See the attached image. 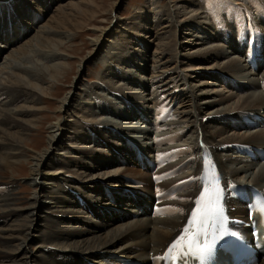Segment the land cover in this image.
Segmentation results:
<instances>
[{"label": "bare ground", "instance_id": "1", "mask_svg": "<svg viewBox=\"0 0 264 264\" xmlns=\"http://www.w3.org/2000/svg\"><path fill=\"white\" fill-rule=\"evenodd\" d=\"M32 2L40 15L47 12L45 6L41 7L39 0H33ZM88 3L76 1L66 6L58 5L46 23L41 26L43 30L40 36L24 42L22 46L8 53L4 60L2 59V65L0 63V89L4 91L8 100L0 105V172L11 171L13 174L16 168L15 165H19L25 169V165H21L23 164L21 160L25 158V160L31 159L34 163L32 165L27 162V165H31L26 170L29 175L33 176L31 184L36 183L40 186L39 189L36 188L32 193L33 200L26 207L30 208V210L22 211L23 208L14 204L16 199L12 193L13 185L0 184V264H160L161 259L158 260L157 257L163 256L167 245L181 228L196 197L201 192L200 180L204 165L199 152L208 149L214 154L222 184L228 188L236 181L224 176L219 166L217 153L211 149L210 144L232 143L237 144L238 147L242 145L264 146V134L260 130V135L257 132H249L251 134L237 135V137L236 134L231 136L227 135L226 131L221 130L217 126H211L213 130L210 134L207 132V128L210 127L208 124L212 121L211 119L220 114H232L227 115L226 119L218 121V125L222 123L225 128L243 126L245 117L256 122L252 118L254 113L248 112L250 110L253 111L254 108L262 107L263 109L258 111V117H264L261 116L264 114V95L260 93L259 89L260 83L264 82V52L261 56L262 61L258 62L257 60L256 69L250 68V65L242 60V57H239L238 60L231 59L225 62L224 58L226 56L221 50V47L213 44V40H215L214 36L216 35L212 33L214 32L212 25L216 27L215 30L217 29L222 33H220L221 36L223 35L222 38L219 37L222 43L232 48L230 45H235V41L233 39H226L227 42L223 40L229 31L225 21L218 17L219 12L211 9L215 4L217 7H220V2H214V0H188L187 3L184 2V5L180 4L181 1L174 2L170 10H168V16L172 22L168 31H164L162 36H157V32H155V39L152 42L155 43L156 40L154 48L157 50V53L158 50L168 54L174 53L173 57L171 55L170 57L175 64L177 63L178 55L180 59V61L178 60L179 65L182 66L186 60L189 62V60L193 59H195V64L204 65L206 63L208 65L201 68L211 70L214 76L222 71L233 77L241 78L244 82L246 79H252L255 83H252V86L254 85L256 88L255 92H251L250 90V93H248L245 89H250L251 85L249 86L241 80L239 81L233 78H230L232 82L227 81L225 77L230 76L218 74L223 83L228 82L240 94L238 97L235 96L237 97L236 101L231 103L233 107L230 105L229 107L227 106L230 100L233 101L234 96L231 98L228 96L221 100V104L224 102L223 105L226 106L219 104L222 107L220 109V106H215V102L213 101H204L203 107L200 108L195 103V98L194 100L190 99L192 98L190 96H193V94L188 92L191 94L189 96L190 100L188 99L190 102V110L187 112H179V115L184 117L183 122L187 126L181 127L180 131H185L186 134L182 136H187L191 140L194 137L190 144H188L190 151L191 146L193 147V152L191 151L192 155L189 157L190 162L193 163V169L187 166L188 160L171 162L174 153L179 148H160L157 154H153V148L144 146V144L142 146L138 145L142 147L140 160L134 161L129 159L131 153L129 147L124 142L126 139L120 138L117 140L113 138V136L116 138L122 137L123 134L120 133L121 136L119 132L109 129V127L113 126L109 121L101 118L103 121L96 122L95 115L88 111L87 113L84 112V108L77 113V115L80 114L81 119L73 121L70 124V129L73 130L72 134L63 131L62 124L56 121L53 126L50 125L53 131L49 134L48 141H45L42 151L27 157L22 151L24 147H27V142L30 141L28 133L36 123L34 120L35 115L42 110L40 107L42 96L48 95L46 91L49 89L51 81L59 74L58 70H63L64 68L62 67L70 66L69 64H62V61H58L59 63H51L50 66H46V69L43 70L38 67L37 63H40L39 61H34L32 58H29L31 56L30 54L32 53L33 57H35L38 54L52 53V50L55 49L51 48L54 46L53 43H57L58 47H60L63 42H66L69 39V33L60 34L58 30L67 26L77 14L85 12L87 9L86 4ZM152 5L154 4H149L148 7ZM200 11H205L204 15ZM207 12L210 14L213 24L205 18ZM244 12L246 11L244 10ZM158 14L157 11L153 12L155 16H158ZM149 15L151 14L149 13ZM238 16L241 18L242 12L238 13ZM183 18L186 19L183 27H192L190 22H194L196 26L200 27L203 34L202 38H198L202 42L200 44L202 46L201 48L206 45L214 46L208 49L206 47L203 49H195L198 46L197 39L190 42L184 39L179 40L177 38L179 32L178 27L182 21L178 23V20ZM255 23L260 26L256 28L252 26L255 38L253 43L251 42L249 45H246L244 35L239 36L238 42L244 44L245 49L251 48L254 52L261 54L264 49V20H256ZM2 24L0 23V26ZM4 25L6 26V23ZM239 27H243V24L239 23ZM134 28L136 31L143 32L144 26L139 27L136 25ZM6 29H9L8 33H11L6 35L8 36L6 39H9L5 41V37L3 36V40L0 36V40L5 41L6 44L21 39L22 35L24 39L27 32V29L20 23L19 28H17L19 34L12 39L10 38V35H14L12 34V28L6 26ZM52 33L62 35L60 36L62 39H59V42L55 41ZM184 47H190L187 50L189 56L181 55V53L179 54L180 51H177V49H183ZM4 48L8 47L0 45V51ZM234 49L236 50V47H233ZM182 51H185V49ZM134 56L137 57L138 53L134 54ZM16 59L19 62L22 60H25V62L31 61L34 67H36L34 69L35 71L27 66H17L14 63ZM52 59L57 58L54 56ZM210 59L216 67L208 62ZM181 61H183V64H181ZM242 61L247 65L245 63L243 65L241 63ZM187 62L184 65L185 68H189ZM219 62L223 66H220ZM14 66L18 69H15ZM39 71H42V73ZM43 71L48 73V79L43 78L45 77ZM183 73L181 69L178 72L175 71V74L179 75L177 78L180 77L183 79L186 91H188L192 83H186L187 78H190L183 75ZM158 76L154 78L158 79V82L162 81L163 76ZM135 81L134 79L130 84H133ZM177 81L179 80L177 79ZM119 85L121 86V84ZM120 86H117V88L120 94L123 95L124 93H121L123 89L119 88ZM110 89L116 90L115 87H111ZM153 89L154 87L151 86L149 94L151 96V93H153L154 102L157 103L158 101L156 100V96H154ZM203 93L205 94L206 92ZM69 95L63 99L59 109H63V104L67 103L69 98L71 99V94L69 93ZM126 96L130 97L129 94ZM176 101L177 99L173 101L174 109H176ZM137 105L136 108L140 109L143 116L145 115L144 112L151 114L150 109L153 107L151 104L147 111H143L139 106L140 104ZM209 106H215L207 110L211 111V115L200 118L198 116L199 111L205 110V107ZM114 108V106L111 107V109ZM240 109L245 110L236 113V110ZM121 112H119L121 116H129L127 113ZM104 125H107V127L104 128ZM175 128L177 129V127ZM114 129L119 130V127H115ZM90 132L96 134L97 137L91 136ZM134 133H137L139 137V134L143 133V131ZM210 135L217 139L219 138V140H213ZM62 136L73 139H68V143L71 141V146L69 144V146L62 145V142L56 143L57 138H62ZM90 139L95 142L94 146H104L103 143H105L108 152L114 154L113 158L110 153L106 154L103 151L105 149L103 146V152L95 148H91L90 150L83 148L86 144L91 146L92 143L89 144L86 142H90ZM96 140H100L101 142L96 143ZM184 141L185 139L183 143ZM59 151L63 152L61 156H59ZM121 152L128 155V158H125L131 168L137 169L138 166L142 165L148 171L146 173L143 171L144 174H141L142 177H140L139 181L128 180L121 176L123 171L130 170L126 167L121 169L120 166L125 163V159L120 157ZM219 153L224 155L225 151L221 150ZM236 156L241 158L243 162L240 163L245 165L237 167L234 164L235 162L228 160L234 164L232 168L231 165H227L228 161H226L224 168L231 172L232 178L238 180V184L243 183L255 187L261 186V181L264 179V166L260 167L255 174L253 173L254 177L251 179V176L247 174L254 167L251 165L248 167L246 164H255L258 162L247 163L248 161L243 157ZM49 159H52V164L58 167L57 169L54 168V171L47 166ZM237 161L236 163H238ZM153 164H155L157 171L148 170L149 165L152 166ZM41 167H44L46 170L48 168V170L41 171ZM58 170L59 172L66 170L63 172L66 176H57L55 181H53V177L59 173L57 172ZM149 174H152L154 181L148 176ZM241 175L243 176L240 177ZM144 176L145 178H143ZM50 182H52V186H50ZM262 183L264 184V181ZM85 190L87 191L85 192ZM105 192L111 197L108 198ZM236 197L234 194L233 196H229L227 200L228 211L234 217H244L245 211ZM143 201L146 207L141 208ZM149 206H154L155 209V214L152 218L147 211ZM82 208L87 212L84 213ZM99 209L102 211H99ZM171 209H182L183 212L170 214ZM89 215L96 218V221L92 220ZM119 218H122L124 222L119 223ZM32 242L36 246L38 245L36 251H32L30 248ZM259 264H264V259Z\"/></svg>", "mask_w": 264, "mask_h": 264}, {"label": "rangeland", "instance_id": "2", "mask_svg": "<svg viewBox=\"0 0 264 264\" xmlns=\"http://www.w3.org/2000/svg\"><path fill=\"white\" fill-rule=\"evenodd\" d=\"M25 1L0 0V23H3L0 26L1 38H3L4 36L5 41L9 39V38L6 39V37H8L6 35H9L11 33H8L9 29H6V26L12 28V34H14V35H10V38L12 39H14L15 36L19 34L17 28H19L20 23L22 24V26H24L27 29L24 39L22 35L20 40H17L16 38L17 41L14 40L13 42H10L8 44H6V42L3 41L4 38L3 40H0V45H4L8 47L0 51L1 65L3 64V60L5 59V56L8 53H11L15 49L22 46V44L27 40L35 39L36 36H40V33L43 30L41 26H43L46 23V21L52 15L54 10L58 7V5L66 6L67 4L76 1L89 2L88 4H86L87 6L86 11L81 13L82 15L77 14L76 17L73 18L74 20L72 19V21H70L69 24H67V26H64L62 27V29L58 30V33L60 34L69 33L70 36L69 39L66 40V42H63V44L60 45V47H58L57 43H53L54 46H52L51 48L52 49L55 48V49L52 50V53H46L42 55L38 54L35 57H33L32 53L30 54L32 57L29 55L30 59L32 58L34 61L40 62L37 63L38 67L43 70L46 69V66H50L51 63H56V62L59 63L58 61H62L63 62L62 64L64 65L69 64L70 66L62 67L64 68L63 70L61 69L58 70L59 74L57 75L56 78L53 79V81H51L49 89H47L46 91L48 95L42 96V101H40V107L42 110L36 113L35 115L34 120L36 123L28 133V138L30 141L27 140L28 141L27 147H24L22 151L25 155H27V157L42 151L45 145V141H48L49 134L53 131L50 128L51 127L50 125L53 126L56 121H59L60 124H62L63 131H67L69 132V134H72L73 130L70 129L71 128L70 124L73 121L81 119L80 114L77 115V113H79L82 108H84L83 109L84 112L87 113L88 111L91 114H94L96 118V122L103 120L109 121V123L111 122L113 125L111 127L113 128L119 127V130H121V131L117 130L119 134L121 133L125 136H128L132 140L133 138H136L135 135L137 133L134 132L143 131V133L139 134L140 136L138 137V140L137 139L135 140L136 142H134V144L136 145L144 144V146L153 148L154 144L151 135L152 129L149 126L152 122L150 118L151 114L149 112H144L145 114L144 117L147 119L148 126H146V128H143L145 126V122L143 121V118L139 119L138 116H136L137 114L135 113L137 109L136 108L137 104H140L139 106L143 111H147L149 109L150 104L152 106L156 104L152 96L153 93H151L152 97L149 94V90L151 86L154 87L153 89L155 93L154 96H156L157 101L161 97H165L169 99L170 103H172L174 100L177 99L176 107H175L176 109H174L177 117V121L174 123V126H176L177 129L169 125L168 128L170 130L168 129V131H172L174 129L181 130V127L187 126V124L183 122L184 117H181V115H179L180 114L179 112L182 111L187 112L188 110H190L189 109L190 99L194 100L195 98V103L198 104L200 108L203 107L204 101L205 102L213 101L215 102V106L218 107L220 106L219 107L220 109L222 108L221 105L224 104V102L223 104H221L222 103L220 102L221 100L225 99L228 96L229 98L234 96L233 101L230 100V102H228L227 107H229V105L232 106L231 103L235 102L236 98L240 96V94L237 93L236 90L230 88L228 84L223 83L218 76V74H223V75H228V74H225L221 71L214 76L211 70H207L206 68L205 69L201 68L207 66L208 64L206 63H204V65L195 64V59L189 60V62H187L186 60L189 68H185L184 65L186 64V62H184L183 66L179 65L178 60L180 61V59L178 58V55H177V63H176L178 65H176L172 61L173 59L170 57V55L173 57L174 53L168 54L164 52L165 53L164 54L160 50H158L157 53V50H155L154 44H156V40L155 43L152 42V40L155 39V32H157V36H162L164 31H168L172 24L171 19L168 16V10H170V7L173 5L174 2L177 3L178 1H181L180 4L184 5V2L187 3L188 0H159V3L158 0H89V1L39 0L41 7L45 6L47 8V12L43 15H40L37 9L34 7V5L32 4L33 0H25ZM245 1L247 4L252 6L255 15L264 14V0H251L252 2H249L247 0ZM149 4L150 5L154 4V5L148 7ZM253 4H256V6H258L259 9H256ZM211 9L215 12L223 11L220 9V7H217L216 4ZM155 11L159 13L158 16L153 15V12ZM149 13L151 15H149ZM238 18H239V23H242V19L239 16ZM214 19L217 20L216 18ZM256 20H264V16L261 15V17L257 18ZM255 21L252 23L253 28L260 26L257 25ZM185 22H186L185 18L178 20V23L181 24L178 27L179 32L177 31L178 32L177 38L179 40L184 39L185 41L190 42L197 39L198 42L197 41L196 42L198 46L195 49H199V48L203 49L205 47L208 49L209 47H212L214 45L219 46L221 47V50L224 52L226 56L224 58L225 62L231 59L238 60V56L236 55V53L233 54L232 48H230L225 43H223L225 44L224 46L221 43H219L221 42L219 37L222 38V36L220 35L219 32L215 30L214 25H212L215 32L212 33L213 35H216L214 36L215 40H213L214 45L212 46L206 45L203 46V48H201L202 46L200 44L202 42H200L198 38H202L203 34L200 27L196 26L194 22H190L192 27L190 26L187 28L185 26L183 27ZM4 23H6V26L4 25ZM136 25L139 27L144 26L143 32L136 31V29L134 28ZM238 30H239V36L244 35L243 27H239ZM60 34L52 33V37L55 38V41L62 39L60 38V36H62ZM224 37L226 38H223V40L226 42H227L226 39L229 40L233 39L230 32H228ZM254 39L255 38L253 34V40ZM190 47H184L183 49H185V51H182L183 49H177V51L178 52L180 51L179 54L181 53V55L189 56L187 50ZM33 49L36 50L35 47H33ZM137 53L138 56L137 57L134 56V54ZM54 56H56L57 59H52L54 58ZM208 62L213 66L215 65L211 59ZM14 63L20 67L27 66L32 70L36 68L34 67L33 63H31V61L25 62V60H22L19 62V60L16 59L14 60ZM241 63H243V61ZM244 63L243 65L246 64ZM181 64H183V61H181ZM219 64L220 66H223L221 62H219ZM39 65H43V66H39ZM197 65L199 66V68ZM14 68L18 69L16 66H14ZM179 69L182 70V73L184 72L183 75H186L190 78V79L187 78V82H186V83H192V85L190 86V90L188 91H186L185 84L183 83L184 82L183 79L180 77L177 78V76L179 75L175 74V71L178 72ZM39 72L42 73V71ZM45 72L46 71H43V73L45 74V77L43 78L48 79L47 77L48 73ZM156 76L158 77L163 76V80L158 82L159 80L154 78ZM228 76L230 77H225L227 81H230V78L239 81L241 80V78L239 79L231 75ZM134 79L136 81L133 84H130V82L133 81ZM177 79L179 81H177ZM244 83H246L249 86L251 85L250 89H245L247 90L248 93H250V90L251 92L256 91L254 85L252 86V83H254L252 79L251 80L246 79ZM119 84H121V86ZM163 85L166 86L164 87ZM117 86H120L119 88L123 89L121 91V93H124L123 95L120 94ZM111 87H115L116 90L110 89ZM188 92H191L193 96H190L191 94ZM203 92L206 93L204 94ZM69 93L71 94V99L69 98V101L67 103L63 102L65 103L63 104L62 107L63 109H59V106L62 104L63 99L68 97ZM115 94L118 96H115ZM128 94L130 95V97L126 96ZM189 96L192 98L189 99ZM7 101L8 100L5 96L4 91L0 89V105ZM142 103L143 105H141ZM113 106L115 108L111 109V107ZM215 106L205 107V110L203 109L199 111L198 116H200V118H205L210 116L211 111H207V110L210 108H214ZM260 109L263 108L262 107L254 108L253 111L250 110L248 112L258 113ZM241 110H245V109L236 110V113H238V111ZM121 111L123 113H127L129 116H121L119 114V112ZM227 115H232V114L231 113L220 114L218 116L213 117L211 119L212 120L211 123L208 124V126L210 127L207 128V132L210 134L213 130L211 126L213 127L217 126L221 130L226 131L227 135L229 136L236 134L237 137V135L239 136L247 135L255 132L259 133L260 135L261 132H259V130H254V129H260V131H262L264 134V124L262 123H258L257 126L255 127H246L245 130L249 129V131L239 129L242 127L225 128L222 123H220V125L222 126L218 125V121L226 119ZM261 116H264V114H262ZM181 123L183 124L181 125ZM103 127L106 128L107 125H104ZM132 135H134V137H132ZM141 136L143 137V140H145V143L144 141H141ZM210 136L213 140L214 139L216 141L219 140V138L217 139L212 135ZM68 139L73 140L71 137L67 138L66 136H62V138L60 137L57 138L56 143L58 144L62 142V145L65 144V146H69V145L71 146V141L70 143H68L69 142ZM91 141L90 142L86 141L89 144L92 143L91 146L86 144L83 146V148H87L88 150H90L91 148H95L96 150L98 149L102 151L103 145L94 146L95 142L93 141L91 142ZM191 141L192 140L189 137H187L184 143L187 142L186 144H190ZM103 144H104L103 148H105L103 151L106 154L110 153L108 152L107 150L108 148L107 146H105V143ZM223 145H228V144H219V145L210 144L211 149L214 150L215 153H217L219 166L222 169L224 176L231 178L232 180L236 181L235 183L238 184V180L232 178L231 172L224 168L226 161L232 160L233 162H235L234 164H236L237 167H240L245 164L240 163L243 162V160L237 157L236 155H239L243 158L247 157L248 161L256 162L257 160H252L248 156L237 153L236 151L232 152L233 150H231V148L227 149L229 150L228 153L227 151H225L224 155L220 154L218 150ZM251 146L255 147L254 145ZM261 148H264V146H261ZM191 151L193 152L192 146H191ZM59 152L57 153H59V156H61L63 152L61 151ZM123 153L124 152L120 153V157L125 159V163L122 164L120 167L121 169L123 167H126L129 168L130 170L123 171L121 176L128 180L137 178L136 180L133 181H139L140 177H142L141 174H144L143 170L141 168L140 169L131 168L130 164L126 162L127 157L125 158L123 156ZM130 153L132 154L133 152L130 151ZM110 155L113 158L114 154L110 153ZM25 159L21 160L23 162V164L21 165H25V169H23L19 165H15L16 168L14 169L13 174L11 173V171L0 172V184L13 185L14 188L12 193L14 194V198L16 199L14 204L15 205L17 204L19 207L23 208L22 211L30 210V208H26V207L33 200L32 193L35 191L36 188L39 189L40 187L36 183L31 184L33 180V176L27 173L29 166L31 164L33 165L34 163L32 162L33 160L31 161V159L29 160H25ZM236 161L238 163H236ZM27 162L31 164L27 165ZM230 162L228 161L227 165L228 166L231 165V167L233 168L234 164ZM52 163H53L52 159H49V162H47V166H49V169H52L54 171L58 167L57 165H54ZM250 165L254 168L252 170H249V174L247 175H250L251 176L250 178L252 179L254 177V174L257 172V170H259L260 167L264 166V160L259 161L258 163L255 164H246V166L248 167ZM40 170L47 171L48 168L46 170L44 167H41ZM64 171L66 170H61L60 172L58 170L57 172L59 173H57V175L53 177V181H55L57 176H66L63 173ZM242 176L243 175H241L240 177ZM143 178H145V176ZM263 181L264 179L261 181V186H256V187L259 188L264 187V184L262 183ZM52 182H50L51 184L50 186H52ZM239 184L241 185L243 183H239ZM86 191L87 190H85V192ZM67 197L69 198V196ZM82 210L84 213L87 212L84 208H82ZM89 217H91L92 220L96 219L93 218L92 215H89ZM118 221L119 223L124 222L122 218H119ZM33 243L34 242L30 244V248L32 251H36L38 249V245L36 246V244Z\"/></svg>", "mask_w": 264, "mask_h": 264}, {"label": "snow or ice", "instance_id": "3", "mask_svg": "<svg viewBox=\"0 0 264 264\" xmlns=\"http://www.w3.org/2000/svg\"><path fill=\"white\" fill-rule=\"evenodd\" d=\"M201 179L207 183L203 185V190L194 201V208L190 212L186 226L181 229V234L171 242L165 255L157 257L158 260L185 264L188 259H194L199 264H205L218 243L229 235L223 223L226 220L223 203L224 190L220 186L219 177L213 174L209 179L205 174ZM182 212V209L170 210V214ZM218 220L221 221L219 228L216 227Z\"/></svg>", "mask_w": 264, "mask_h": 264}]
</instances>
